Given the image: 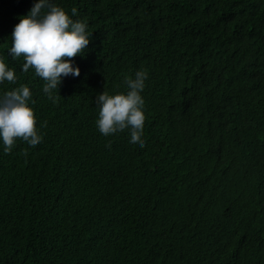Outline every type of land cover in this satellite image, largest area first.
<instances>
[{"label": "trees", "instance_id": "16d2710c", "mask_svg": "<svg viewBox=\"0 0 264 264\" xmlns=\"http://www.w3.org/2000/svg\"><path fill=\"white\" fill-rule=\"evenodd\" d=\"M36 2L0 0L42 137L0 140V264H264V0H52L90 39L55 102L8 55ZM137 71L143 148L96 127Z\"/></svg>", "mask_w": 264, "mask_h": 264}, {"label": "clouds", "instance_id": "9594fccd", "mask_svg": "<svg viewBox=\"0 0 264 264\" xmlns=\"http://www.w3.org/2000/svg\"><path fill=\"white\" fill-rule=\"evenodd\" d=\"M72 16L77 15L76 8ZM87 24L73 20L52 0H38L27 16L15 25L8 55L12 60L23 58V73L34 70L35 76L44 81L42 91L55 102L54 93L59 91L63 78L79 77V67L73 60L88 48L90 43ZM147 73L137 71L135 78H126V93L97 95L95 103L99 108L96 127L105 137L128 131L130 143L144 147L143 128L145 116L141 93L145 87ZM16 84L15 70L0 59V83ZM30 89L20 85L0 96V140L6 154L10 153L17 139L35 147L42 142L38 134L36 118L29 104ZM111 147V145H107Z\"/></svg>", "mask_w": 264, "mask_h": 264}]
</instances>
